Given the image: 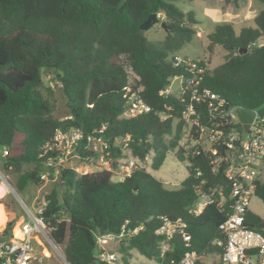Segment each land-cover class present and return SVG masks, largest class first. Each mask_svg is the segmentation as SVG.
Wrapping results in <instances>:
<instances>
[{
  "label": "trees",
  "instance_id": "obj_1",
  "mask_svg": "<svg viewBox=\"0 0 264 264\" xmlns=\"http://www.w3.org/2000/svg\"><path fill=\"white\" fill-rule=\"evenodd\" d=\"M178 1L0 0V151L7 150L2 168L14 175L15 191L26 196L31 186H41L46 172L53 179L46 162L55 154L46 149L59 131L97 133L113 160L138 162L130 177L115 182L82 141L73 154L98 170L80 174L59 167L61 188L44 196V217L52 243L63 248L68 264H107L98 259L97 237L122 231L121 264H130L133 251L156 264H180L187 252L196 253L195 264H207L210 257L223 264L226 239L219 227L232 213V184L221 170L212 171L214 155L190 157L188 177L173 190L139 165L152 155L150 168L158 171L172 152L185 160L179 141L187 102L176 94H160L181 74L171 57L197 35L194 13L184 12ZM257 2L263 7L252 26L241 25L237 31L223 23L207 35L208 52L222 47L227 55L201 84L230 105L264 115V0ZM152 14L163 15L167 31L162 41L141 35V25ZM129 70L139 78L135 88L151 108L134 118L125 115L122 98ZM46 75L58 84L45 87ZM55 89L65 98L64 111L51 100ZM127 137L129 148L123 151L117 140ZM24 166L30 169L22 171ZM198 186L206 192L222 186L223 207L214 202L196 215ZM255 196L264 204V179ZM171 218L184 224L189 242L180 231L170 239L158 233ZM13 224L3 229L2 239L12 237ZM245 226L264 235V220L250 210ZM164 244L168 250L162 254Z\"/></svg>",
  "mask_w": 264,
  "mask_h": 264
},
{
  "label": "built area",
  "instance_id": "obj_2",
  "mask_svg": "<svg viewBox=\"0 0 264 264\" xmlns=\"http://www.w3.org/2000/svg\"><path fill=\"white\" fill-rule=\"evenodd\" d=\"M173 68L180 71V76L171 80L170 86L161 95L176 94L183 102H187L182 113L183 129L179 147L183 150L184 163L191 166L190 157L204 152L214 155L210 161L213 172L219 170L231 182L230 198L232 213L220 225L219 229L226 239L222 255L223 264H264V235L252 228L246 227V215L249 205L255 196L258 183L263 179L264 172V115L257 111L249 129H246L236 113V106L202 86L204 76L209 67L203 60H194L180 54L171 57ZM134 81H129L123 88L122 98L126 102L128 118H134L151 112V108L143 101L140 90L135 88V81L139 78L131 71ZM174 81H178L176 89ZM53 86V85H52ZM177 122V121H176ZM86 141L91 151L98 155L101 169L113 173L118 181L130 177L138 162L133 159L113 160L108 143L97 133L85 134L81 130H74L67 134L57 132L53 144L46 149L55 154L47 160L46 166L53 173V179H58L59 167L72 156L75 148ZM129 138L117 140L123 151H128ZM7 155V150L3 152ZM117 162V167L113 163ZM88 169V165L84 166ZM77 172V171H76ZM50 179V172L41 175L44 182ZM204 184L202 182L201 186ZM197 187L199 202L193 209L198 215L208 205L217 202L220 207L226 202L224 188L204 191ZM216 194L219 198H216ZM25 218L18 227L20 237L11 229L10 239H0V264H41V250L45 244L55 246L47 229L44 217L47 202L44 197L36 198L28 206L23 203ZM7 226V225H6ZM184 224L179 221L165 219L164 226L158 233L172 238L175 232L183 234L184 241L189 242L190 236L183 232ZM124 231L120 234H104L97 237L98 259L107 264H114L117 255L109 253L106 246L113 242H121ZM56 247V246H55ZM168 250V245L162 246V254ZM65 260V257L63 256ZM195 252H187L180 264H195ZM66 261V260H65Z\"/></svg>",
  "mask_w": 264,
  "mask_h": 264
},
{
  "label": "rangeland",
  "instance_id": "obj_3",
  "mask_svg": "<svg viewBox=\"0 0 264 264\" xmlns=\"http://www.w3.org/2000/svg\"><path fill=\"white\" fill-rule=\"evenodd\" d=\"M247 2L250 5L251 15L254 14V10H255L254 8H257L258 6L263 7V5L257 2V0H248ZM177 5L180 6V8H187V7H182V5H180L179 3ZM230 6L236 8L235 4ZM158 16H160V21L162 22L163 15L160 14ZM243 24L247 26L253 25L252 21L241 23L240 25L238 24L236 25L237 31H239L240 26ZM200 33L201 34L198 37H195L194 40L178 54L194 60H198V59L203 60L207 63L209 69H213L214 67L221 64L224 61V58L227 55V51L224 50L222 47H217L215 48L213 53H209L207 50L208 38H207L206 29L202 28V30H200ZM145 35L150 41L158 42V41H162L165 38L166 31L161 27V24L159 23L154 25L152 28H150L145 33ZM129 80L130 81L135 80L133 75H131L130 73H129ZM57 84L58 83L55 80L54 76L52 75L45 76V87H51L52 85H57ZM177 86H178V81H174L173 88L176 89ZM43 93L45 96L48 97V93L46 91H43ZM51 100L60 111L65 110V103H66L65 98L63 97L62 93L59 90L57 89L53 90ZM3 152L4 151H0V239L3 229L10 221H14L12 229L15 235L19 237V233L17 232L18 227L25 218L23 203L30 206L36 198L41 199L46 194H49L53 189L61 188L58 180H52L50 178L49 180L44 181L41 184V186L38 187L31 186L28 192L26 193V196L23 193H17L11 184L14 175L12 173H7L3 171L2 168L3 157H4ZM151 163H152V155L149 156L144 163H140L139 165L144 167L146 170H148L154 177L163 181L165 187L168 189L173 190L179 188L181 183L189 175L186 163L180 162L177 159L175 152L168 154L161 169L158 171H154L150 168ZM63 166L64 168L73 169L80 174H85L88 172L98 170V165H91L88 167V169L85 168L84 164L81 163L80 159L76 155L69 158L63 164ZM29 169H30L29 166H24L22 168V171H27ZM262 178L264 179V172ZM113 181L117 182L118 177H114ZM1 190H4L3 196L1 194ZM249 210L264 220V204L256 196L252 198L251 203L249 205ZM45 246L46 249L41 250V256H42L41 264H68L63 259L64 256L63 248L55 247L47 243L45 244ZM106 250L109 253H114L117 255V261L114 264L122 263V256L120 254V241L108 244L106 246ZM206 262L207 264H211V263L222 264L220 259L215 257L208 258ZM130 264H156V263L147 260L145 257L141 256L136 251H133Z\"/></svg>",
  "mask_w": 264,
  "mask_h": 264
},
{
  "label": "crops",
  "instance_id": "obj_4",
  "mask_svg": "<svg viewBox=\"0 0 264 264\" xmlns=\"http://www.w3.org/2000/svg\"><path fill=\"white\" fill-rule=\"evenodd\" d=\"M225 1L226 0H179L178 3L182 5V7H187L181 8L184 12L194 13L198 21V24L195 26L197 31L196 37L201 34L200 30H202V28L206 29L208 35L214 27L219 24L231 23L236 26L248 21L251 22L262 8L260 6L254 8V14L251 15L250 5L247 2L248 0H231V2L227 4ZM234 4L236 8L230 6Z\"/></svg>",
  "mask_w": 264,
  "mask_h": 264
},
{
  "label": "water",
  "instance_id": "obj_5",
  "mask_svg": "<svg viewBox=\"0 0 264 264\" xmlns=\"http://www.w3.org/2000/svg\"><path fill=\"white\" fill-rule=\"evenodd\" d=\"M161 24V27L167 31V26L164 22L160 21V16L157 14H152L140 27L141 35H145V33L152 28L156 24ZM246 52V50H245ZM236 113L238 118L242 124H244L246 129H249L251 123L253 122L256 112L252 109L239 108L236 107ZM12 187V186H11ZM172 221H176L174 218H171Z\"/></svg>",
  "mask_w": 264,
  "mask_h": 264
},
{
  "label": "bare ground",
  "instance_id": "obj_6",
  "mask_svg": "<svg viewBox=\"0 0 264 264\" xmlns=\"http://www.w3.org/2000/svg\"><path fill=\"white\" fill-rule=\"evenodd\" d=\"M1 194L2 196L4 195V190H1ZM18 232V231H17ZM19 233V232H18ZM18 237V236H17ZM19 237H20V233H19Z\"/></svg>",
  "mask_w": 264,
  "mask_h": 264
}]
</instances>
